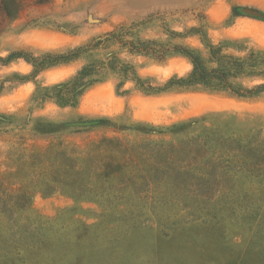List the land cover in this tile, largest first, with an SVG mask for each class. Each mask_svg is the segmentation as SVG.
<instances>
[{"label":"rangeland","instance_id":"obj_1","mask_svg":"<svg viewBox=\"0 0 264 264\" xmlns=\"http://www.w3.org/2000/svg\"><path fill=\"white\" fill-rule=\"evenodd\" d=\"M123 25L135 40L172 49L205 54L201 38L187 35L204 28L226 53L264 51V0H0V181L8 195L31 199L11 220L0 216V264H264V174L255 166L263 160L254 151L232 156L264 143V93L168 89L193 68L177 53L159 61L99 47L44 71L12 57L67 53ZM108 53L132 67L130 79L105 66ZM91 65L90 87L76 104H61L59 88ZM206 140L204 162L223 157L245 168L199 197L175 178L160 180L155 161L180 162L194 153L190 144ZM61 157L87 172L92 195L46 194ZM107 163L122 169L105 179ZM128 179L134 185L123 187ZM149 188L148 196L137 192Z\"/></svg>","mask_w":264,"mask_h":264},{"label":"trees","instance_id":"obj_2","mask_svg":"<svg viewBox=\"0 0 264 264\" xmlns=\"http://www.w3.org/2000/svg\"><path fill=\"white\" fill-rule=\"evenodd\" d=\"M19 8L20 5H18L17 12ZM131 30L132 28L123 25L117 27L114 32L106 33L99 38L93 39L92 43L89 45L63 54H47L39 60L28 58L20 53L13 54L12 57L24 58L38 71H44L54 66L70 64L78 60L82 55L99 47H101V50L107 51L110 50L112 46H118L120 49L128 50L132 54L151 56L159 61L165 60L170 53H177L186 57L193 68L187 77L172 79L168 84V89L177 86L180 89L191 91L203 90L213 93H227L240 99H253L264 93V84L257 85L253 88H247L241 83L242 80L248 79L264 80V51H251L244 57H237L226 53L221 45H215L210 41L204 28L192 29L187 35H196L201 38L206 48L205 54H201L186 46L179 45L172 49L169 45L164 46L151 41L145 42L135 40L131 34ZM107 60V65L103 63L105 66L113 68L115 72L118 71L119 74H123L127 79L131 78L128 77L127 74V71L132 68L130 65L122 64L118 57L112 53L107 54ZM93 70V65L86 66L78 73L72 82L62 85L57 94L59 102L64 105L70 103L76 104L83 96L86 89L90 87L86 78ZM211 142H215L217 145H224V143H226L221 140H213ZM209 143L210 142L207 140L204 142L194 141L190 144L195 147L194 153L192 152V148H190V151L183 155L184 160L180 162L162 161L163 156H161L160 160L164 163L160 164L155 161L156 167L153 165L152 167L157 168V171H161L160 180L162 178L177 179L178 183L183 184V189L188 191L193 197H199L201 195L200 193H204V195L209 193L211 195L213 186L218 187L222 181L221 177L227 174L229 175L230 170L232 172L242 171L246 164L242 161H236L235 163L233 160L224 161L223 157L204 162L205 159L202 160L198 157V154ZM103 145L112 146L114 144L113 141L105 140L103 141ZM172 149L177 150L175 148ZM116 150L118 151L117 146ZM244 150L246 151L244 152ZM253 151L257 152L259 158L263 160V162L261 161L262 165L257 164L255 166L257 170H260L262 174H264V143L258 144L257 148L252 145L242 149L235 148L232 151V156L233 158H238V156H244ZM159 153L163 155L164 151ZM60 160L63 165L57 168L55 176L53 177V184L48 185L45 189L46 194L53 195L57 192H64L77 198L92 195L94 189L89 182L84 180L85 176H87V172L75 166V161L73 159L61 157ZM189 161L190 166H202L203 169L198 167L183 169ZM227 163L229 165H227ZM142 165L141 163V166ZM121 166V164L113 165L112 163H107L101 170V177L108 179L111 175L118 172L117 168L122 169ZM157 171H155V173L158 175ZM102 172L104 173L102 174ZM60 176H62V178H60ZM130 183L134 185V181L128 179L122 182V186L125 187ZM152 183H150V188L153 186L151 185ZM150 188L145 191L144 189H137V192L147 195L153 191V189L150 190ZM124 189L125 188L119 190L123 191ZM30 201L31 199L26 193L16 197L8 195L7 191L4 189V184L0 181V216H6L11 220L9 216L13 214V211L25 209L30 205ZM8 225L9 230L11 229L13 235H16L14 231L16 225Z\"/></svg>","mask_w":264,"mask_h":264},{"label":"water","instance_id":"obj_3","mask_svg":"<svg viewBox=\"0 0 264 264\" xmlns=\"http://www.w3.org/2000/svg\"><path fill=\"white\" fill-rule=\"evenodd\" d=\"M246 13L249 14V15H255V14H257V12H255V11H247Z\"/></svg>","mask_w":264,"mask_h":264}]
</instances>
